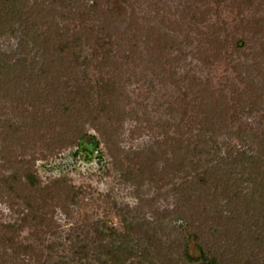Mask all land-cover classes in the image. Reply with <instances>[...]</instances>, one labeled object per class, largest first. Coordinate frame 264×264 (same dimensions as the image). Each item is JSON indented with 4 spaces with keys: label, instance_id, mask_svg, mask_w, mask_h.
<instances>
[{
    "label": "rangeland",
    "instance_id": "obj_1",
    "mask_svg": "<svg viewBox=\"0 0 264 264\" xmlns=\"http://www.w3.org/2000/svg\"><path fill=\"white\" fill-rule=\"evenodd\" d=\"M108 3L0 0V264L99 231L143 264H264V0Z\"/></svg>",
    "mask_w": 264,
    "mask_h": 264
},
{
    "label": "trees",
    "instance_id": "obj_2",
    "mask_svg": "<svg viewBox=\"0 0 264 264\" xmlns=\"http://www.w3.org/2000/svg\"><path fill=\"white\" fill-rule=\"evenodd\" d=\"M10 1V0H9ZM109 3L107 4L108 6V12L107 15L112 17V20L116 19L117 16L120 13V7L118 5V0H108ZM114 4L113 6H109V4ZM116 3V6H115ZM100 3L93 1V5L91 8L97 11V9L100 7ZM115 6V9H114ZM112 7V8H110ZM119 8V9H118ZM95 11V12H96ZM106 61V59H105ZM23 75V74H22ZM65 77V76H64ZM40 78L44 79H56L55 81H60L61 77L55 78V76H50L49 71L44 72V75H41ZM72 82L76 84L77 87H109L110 85L103 83V81L100 79H94L92 81L91 79L87 80L88 77H80L77 74H73L72 76L66 77V79H70ZM87 80V81H86ZM30 87H33L37 84V79L33 77L30 82H28ZM92 136V135H83L79 137L78 139V146L82 147L84 145V140L85 138ZM94 139L95 137L92 136ZM97 143V142H96ZM26 183L27 186L34 191H39L45 189L43 184L41 183L38 175L32 171V169H29L26 173ZM30 197V202H32V195ZM31 205V204H30ZM7 231H10L12 233H15L17 228L14 227L13 225H8L5 226ZM111 236L112 238L115 236L117 239L120 237V235L117 234L116 231L110 230V235H107V237ZM106 237V238H107ZM194 237V236H192ZM11 241V237L9 238ZM105 234L102 231H99L97 236L91 240L85 241L84 244L82 245H77L76 247L73 248L72 254L70 256H65V257H58L56 258L54 255V249L50 250L49 254H44L41 252V254H35L34 249L31 246H26L22 247L23 255H26L29 257V259H33L35 264H126V262L132 258L135 254H138L141 256L142 260L139 261L138 264H143L144 260L146 259L148 250L142 252H135L136 250L134 248H131L129 246V237L128 235H124V237L119 240V244H114L115 242L110 241L106 242L105 241ZM196 247L198 251H200L202 255L203 262L201 264H220L218 259L213 257L208 259L207 255L204 252L203 245L197 241ZM17 245V244H16ZM14 244V249H15V257L20 254V252H17L16 249L20 248L22 245L16 246ZM184 257L187 262H192L194 259H192L186 251L184 252ZM21 264H31L29 263V260L25 263Z\"/></svg>",
    "mask_w": 264,
    "mask_h": 264
}]
</instances>
